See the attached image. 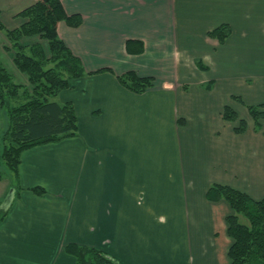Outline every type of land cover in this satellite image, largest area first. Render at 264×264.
<instances>
[{
    "label": "crops",
    "instance_id": "crops-1",
    "mask_svg": "<svg viewBox=\"0 0 264 264\" xmlns=\"http://www.w3.org/2000/svg\"><path fill=\"white\" fill-rule=\"evenodd\" d=\"M60 1L83 19L58 24L86 72L57 98L74 105L79 132L24 152L18 185L0 180V264H78L73 244L118 264H229L232 211L206 195L221 185L264 198V121L247 110L264 105V0ZM36 2L0 0L3 26L20 28ZM222 25L232 33L219 44L208 33ZM129 72L154 86L129 91ZM239 106L241 134L223 118Z\"/></svg>",
    "mask_w": 264,
    "mask_h": 264
},
{
    "label": "trees",
    "instance_id": "trees-1",
    "mask_svg": "<svg viewBox=\"0 0 264 264\" xmlns=\"http://www.w3.org/2000/svg\"><path fill=\"white\" fill-rule=\"evenodd\" d=\"M18 17L24 24L15 30H7L0 20V30L14 50V64L27 75L31 89L14 82L13 77L0 61V109L7 114L8 129L0 132V180L11 175L16 185L19 183V168L22 154L32 148L57 144L78 136V117L74 105L57 101L60 93L68 90L72 81L86 76L81 61L66 47L58 34V24L66 23L71 28H79L83 19L79 15H68L60 0H37ZM232 30L222 25L208 33V37L224 44ZM37 37L46 42L23 45L22 40ZM7 49V47H6ZM128 53L141 55L144 46L138 41L126 44ZM129 91L142 94L154 86L151 78H141L129 72L119 78ZM243 103L240 98H235ZM251 119L259 128L264 121V105L247 106ZM223 118L237 122L238 114L231 107H225ZM237 133L247 129L240 120ZM34 193L42 195L44 189ZM208 201L226 202L232 214L226 218L227 234L232 241L228 252L229 264H264V198L255 200L244 192L229 186L213 185L206 195ZM6 213L0 209V223ZM242 219L245 222H242ZM66 253L78 264H118L102 251L95 248L68 245Z\"/></svg>",
    "mask_w": 264,
    "mask_h": 264
},
{
    "label": "rangeland",
    "instance_id": "rangeland-1",
    "mask_svg": "<svg viewBox=\"0 0 264 264\" xmlns=\"http://www.w3.org/2000/svg\"><path fill=\"white\" fill-rule=\"evenodd\" d=\"M28 38H33V37H28ZM35 38H37V37H35ZM1 44H5L6 47H7L6 50H2L1 47H0V61H1L2 65H3V67L13 77L14 82L16 84L22 85V86H24V87H26L27 89L30 90L31 89V86H30V83H29V80H28L27 75H25L24 73H21L17 69V67L15 66V64L13 65L14 58H13V63H12V52L15 55L14 50H12V44L7 39L6 32L0 30V45ZM238 112H239V115H238L239 116L238 122H239L240 120H243V118H242V112H245L244 107L239 106V111ZM223 114H224V112H223ZM4 115L6 117L7 126H6V123H4V127H3L2 132L3 131H6L8 129V124H9V120H8L7 114L4 113ZM238 122H237V124H239ZM5 177H10L12 179L11 175H6ZM242 222H245V221L242 219Z\"/></svg>",
    "mask_w": 264,
    "mask_h": 264
}]
</instances>
